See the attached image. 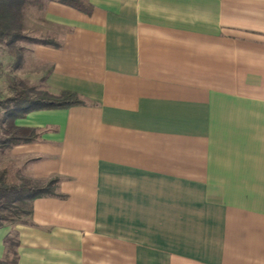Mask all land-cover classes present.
<instances>
[{
    "label": "crops",
    "instance_id": "1",
    "mask_svg": "<svg viewBox=\"0 0 264 264\" xmlns=\"http://www.w3.org/2000/svg\"><path fill=\"white\" fill-rule=\"evenodd\" d=\"M87 2L23 17L60 47L12 76L85 104L13 120L38 137L0 170L57 196L0 227V260L14 233L17 264H264V0Z\"/></svg>",
    "mask_w": 264,
    "mask_h": 264
},
{
    "label": "trees",
    "instance_id": "2",
    "mask_svg": "<svg viewBox=\"0 0 264 264\" xmlns=\"http://www.w3.org/2000/svg\"><path fill=\"white\" fill-rule=\"evenodd\" d=\"M50 1L71 7L85 14H90L93 9L87 0H0V45L9 49L8 53L14 59V69H19L23 60L20 53L21 48H15V44L19 41L54 48L60 47L52 39L28 38L22 29L25 11L29 8L43 11ZM43 81L45 78L41 80V82ZM9 88L13 95L0 99V108L4 111L0 123L5 124L0 133V147L11 148L37 139L38 135L34 130L15 127L13 125L14 119L24 117L32 111L66 109L85 104L74 92L62 91L54 95L37 86H28L17 78L11 80ZM9 174L8 168L0 170V227L5 223H25V219L31 214L34 199L57 196V179L40 183L15 174L16 179L12 181L9 179ZM13 208L17 210L16 215L18 217L24 215L25 218L15 219L10 212ZM25 208L27 209L26 212H24ZM4 212H8L9 215H4ZM17 245L14 233L5 237L6 256L0 260V264H17Z\"/></svg>",
    "mask_w": 264,
    "mask_h": 264
},
{
    "label": "rangeland",
    "instance_id": "3",
    "mask_svg": "<svg viewBox=\"0 0 264 264\" xmlns=\"http://www.w3.org/2000/svg\"><path fill=\"white\" fill-rule=\"evenodd\" d=\"M29 11H34V12H42L41 10H38V9H36V8H29V9H27L26 11H25V13L26 12H29ZM25 13H24V15H25ZM24 17V16H23ZM22 25H23V21H22ZM22 29H23V27H22ZM23 33H24V35L25 36H27L28 38H45V39H52L53 41H54V39L53 38H50V37H32V36H30L28 33H25L24 32V30H23ZM55 42V41H54ZM29 44H31V43H29V42H26V41H19V42H17L16 44H15V48H21V54H22V56L24 55V53H25V51H26V49L24 48V46H27V45H29ZM35 45V44H34ZM9 49L7 48V47H5L4 45H0V77H2L3 79H4V86H5V91H8L9 92V83L11 82V80L13 79V78H15V77H13L12 76V73H13V70H14V59L9 55ZM7 55H9L10 57H11V63H8L7 61H6V58H7ZM23 61V60H22ZM21 65H22V62H21ZM21 68V67H20ZM17 78V77H16ZM17 79H19V78H17ZM19 80H21V79H19ZM22 82H24L23 80H21ZM25 83V82H24ZM26 84V83H25ZM27 85V84H26ZM29 86V85H28ZM37 87H39L40 89H42L41 88V86H37ZM42 90H44V89H42ZM5 94H7L6 92H5ZM13 95V93L12 94H10L9 96H7V95H4V94H1L0 93V99H4V98H6V97H10V96H12ZM3 109L2 108H0V118L3 116V114H2V112H4V111H2ZM6 147H0V151H4V150H7V149H9V148H6ZM8 169H9V171H10V174H9V179L10 180H15L16 178V176H15V174H17L16 172H15V170H13V168L12 167H7ZM2 170V169H1ZM16 209H12L10 212L12 213V215L14 216V218L15 219H19V218H22V217H24V215H21V216H19L18 217V215H16ZM27 211V209L25 208V210H24V212H26ZM4 215H9V213L8 212H4L3 213ZM25 218V217H24ZM9 224V223H8Z\"/></svg>",
    "mask_w": 264,
    "mask_h": 264
}]
</instances>
